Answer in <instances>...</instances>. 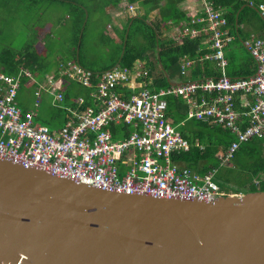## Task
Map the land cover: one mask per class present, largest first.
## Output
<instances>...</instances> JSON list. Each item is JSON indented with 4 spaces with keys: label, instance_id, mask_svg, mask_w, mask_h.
<instances>
[{
    "label": "built area",
    "instance_id": "2783aa9c",
    "mask_svg": "<svg viewBox=\"0 0 264 264\" xmlns=\"http://www.w3.org/2000/svg\"><path fill=\"white\" fill-rule=\"evenodd\" d=\"M198 1L205 16H195L183 28L181 43L185 36L207 35L210 46L196 61L215 62L220 76L152 91L149 72L140 63L132 69L117 66L93 72L72 58L60 65L47 86L37 88L34 108L23 110L19 91L22 78L31 74L0 73V158L110 192L206 202L226 196L215 179L216 170L200 175L174 161L173 155L188 152L191 144L168 118L167 98H180L188 106L182 126L203 122L234 136L218 156L221 166H230L241 146L253 139H261L264 148V38L244 41L255 72L228 76L225 49L235 37L222 10L211 0ZM259 10L264 19V5ZM194 24L202 27L194 29ZM186 60L184 73L195 63ZM65 83L90 90L94 105L82 110L85 100L78 98L76 107H66ZM43 92L50 94L54 107L69 112L58 130L40 123Z\"/></svg>",
    "mask_w": 264,
    "mask_h": 264
},
{
    "label": "water",
    "instance_id": "95a60500",
    "mask_svg": "<svg viewBox=\"0 0 264 264\" xmlns=\"http://www.w3.org/2000/svg\"><path fill=\"white\" fill-rule=\"evenodd\" d=\"M0 264H264V192H110L0 158Z\"/></svg>",
    "mask_w": 264,
    "mask_h": 264
},
{
    "label": "trees",
    "instance_id": "16d2710c",
    "mask_svg": "<svg viewBox=\"0 0 264 264\" xmlns=\"http://www.w3.org/2000/svg\"><path fill=\"white\" fill-rule=\"evenodd\" d=\"M62 1L65 2V0ZM116 1V4L119 3V0ZM126 1H140V6L144 9L145 13L142 16L129 18L128 23L125 24L120 34L122 47L119 49V52L121 54L123 51V55L113 58L107 67L101 68L98 72L111 70L119 61L122 66L130 68L137 59L147 60L153 66L151 73H149V77L155 81V87L157 89L162 87L167 88L169 84L165 73L167 72L171 78L176 75L181 76L182 57L191 54L192 58L198 59L199 56L204 55L202 52V49L205 48V44L203 43L204 40L202 41L201 38L193 40L186 36L182 39L181 45H177L175 40L163 42L160 39V32L162 29L160 25L161 20H168L171 18L173 21H182L185 19V16L179 12L176 3L174 5H169L168 3L161 5L162 0ZM213 2L216 9L224 12L228 21L230 33L235 37L234 43L236 45H244V41L250 36L249 32L242 27V25H250V23L246 21L247 13L252 12L256 14L257 19L262 23L260 27L264 32V20L259 10V6L264 5V0H213ZM69 3L72 5L74 18L77 20L80 19L75 52L71 54L70 58L77 59L82 67L90 70L91 67L85 64L82 55L83 41L89 19L87 23L85 20L89 14L85 11L86 8L83 7L84 5L79 1L69 0ZM155 9H159L160 19L149 24L147 17ZM81 32L82 38L80 37ZM137 37L140 38L141 42L136 41ZM76 49H79V51L77 52ZM248 54L250 57L244 58L243 64H241L240 67H247V71L249 72L239 77H247L255 72V64L254 68L251 67L254 63V59L249 52ZM6 56L9 58V61L4 59V72L8 75L18 73L21 67L34 72V66L40 62L38 57L33 55L28 49L25 50L24 56L20 54L19 58H17L18 55L13 51L6 52ZM160 63L163 69L160 67ZM229 63L230 66H235V58L229 57ZM211 64L210 61H205L201 64L197 61L196 66L199 68L195 72L194 79H198V77L202 75L203 70H207L209 66L211 67ZM40 68L42 72L45 71V67L42 63ZM92 71L96 72V70ZM220 75L221 73L218 71V76ZM218 76H216V78ZM89 93L90 90L82 86L78 90L77 95H82L86 98V102L81 107L82 110L92 104ZM167 100L168 118L172 120V124L177 127L181 135L191 144V148L188 152L174 154V161L201 175L216 170L215 179L226 195L246 194L256 191L264 192V148L261 139H253L242 145L231 163L232 167L221 166L218 156L235 140L234 136L227 130L218 126H210L203 122L187 121L185 126H181L180 123L187 117L188 106L180 98L170 96ZM64 105H71L69 95H65ZM71 106L76 107V105ZM197 143L203 146V149L197 146Z\"/></svg>",
    "mask_w": 264,
    "mask_h": 264
},
{
    "label": "crops",
    "instance_id": "0c3cea01",
    "mask_svg": "<svg viewBox=\"0 0 264 264\" xmlns=\"http://www.w3.org/2000/svg\"><path fill=\"white\" fill-rule=\"evenodd\" d=\"M141 1H143V0H141ZM211 1L213 2V0H211ZM17 2H19V0H17ZM87 2H90L89 3L90 9L87 8L85 5L83 7L86 8L85 11L88 12V14H89L86 17L85 22L87 23V21L89 19L87 25L90 26V24L92 23V37L89 39V42H98L99 40L100 41L103 40V42L106 45L112 44L109 47L111 57L112 58L120 57L121 55H123V51L121 52V54L119 52V49H121V47H122L120 34H121L122 30L124 29L125 24L128 23L129 18L136 17V16H142L145 13L144 9L140 6V1L128 2L126 0H119V3H117V4H116V2H117L116 0H88ZM166 3H168L169 5L170 4L174 5L176 3V6L178 7L179 12L182 13L183 16H185V19L182 21H173V19H171V18H169L168 20H161L160 25L162 26V29L160 32V34H161L160 39L163 42L175 40L176 42L178 41V43L181 45V35L183 32V28L190 26L189 24L191 23V21L193 19H195V16H197V15L199 17L205 16V13L202 11V3H200L198 0L197 1H195V0H162L161 1V5H164ZM6 5H7V3H6ZM6 14H10V13L6 12ZM70 17L74 18L73 12H72V15ZM70 17H69V21H70V25H71L70 31L73 34V38H71V40H73V42H72L73 47L71 46L70 48H67L65 51H61L60 48H57L55 52L52 51V49H51V51L49 52L46 48V47H49L47 45V42L43 41L42 44L40 43V45L37 46L39 51H40L39 54H37L36 51H34V52L31 51L33 53V55L37 56L39 61H40L37 65L34 66L35 71L33 72L27 68L21 67L19 69L18 73L12 75V76H16V75L20 74V72H22V71H27L31 74V76H28V77L25 76L22 78V82H21L22 86H21V89L19 91V94L21 93V96L23 93L26 96V98L22 99L23 107H21L20 102L18 101L19 106L23 110H29L30 109L29 104H31L32 101H35V92H36L37 88H39L40 86H47L48 79L54 75H57L59 73L60 65L64 62L70 60L71 54L73 52H75V48H76L75 44H76V39L78 37L80 19L79 20L75 19L72 21L70 19ZM98 18H102V20L104 22H106V25L103 26L102 28H101L102 25H100V24L97 26L94 25V23L97 21ZM157 19H160L159 9H155L147 17V21L149 22V24L155 22ZM201 27H202V24H194V26H192V28H194V29H196V28L200 29ZM242 27L249 32L250 38L251 37L264 38V32L260 26L256 27L254 30L251 29L250 26H248V25L247 26L242 25ZM80 37L82 38V32L80 34ZM188 37H190V36H188ZM197 38H201L202 41L204 40L203 43L205 44V48L202 49V52L205 53V51H207L209 46H210L209 42H208V36L203 33V34H200L198 37L191 38V39L194 40ZM0 41H1V39H0ZM234 41L229 43L225 49V55H226V58L228 61V66L226 68V72H227L228 76H230V77L244 76V74H247L249 71H247V67H244V68L240 67V65L243 64V60L238 59L237 54H235L234 52L231 51V50H234V48L236 46H238L234 43ZM243 46L244 45L242 44V48H243ZM244 48L246 49V47H244ZM6 49L0 53V73H4V74H6L4 72V67H5L4 59L9 61V58L6 56V52H5ZM123 49H124V46H123ZM23 50H25V49H21L20 52H18L16 50H14L13 52H15V53L17 52V54H18L17 58H19L20 54L22 56H24ZM76 50H77V52L79 51V49H76ZM229 57L235 58V61H236L235 66H233V67L230 66ZM49 59L51 61V64L49 62ZM186 59L193 60L194 57L192 58L191 54L190 55L187 54V55L182 57V59H181V73L183 76L182 75L181 76L176 75L175 77L171 78L170 75L167 72L165 73L163 70V72L165 73L167 82L169 84L168 87L178 86V85H180L184 82H187V81H194V80L207 79V78H215L216 76H218V71L220 73V69L218 68L216 63L213 61H210L212 63L211 67L209 66V68H207V70H205V71L203 70L202 75L199 77L197 76L198 79L197 78L194 79L195 72L199 68L196 66V62H197L196 60L197 59H195L194 64H191L190 67L186 68V72L184 73L182 67L185 65ZM41 63L44 65L45 68L46 67L48 68L50 66L49 70L42 72V70L40 68ZM139 63L142 64V66L149 73H151L153 66L147 60L137 59L133 63L132 67H130V68L131 69L134 68ZM201 63H203V62H200V64ZM85 64L90 66L86 62H85ZM254 64L255 63H253L251 65V67L254 68ZM108 65H109V63L107 65L101 66L99 68H93L92 66H90L91 67L90 70L91 71L96 70V72H98V70H100L101 68L103 69V68L107 67ZM117 66H122L120 61L113 68H115ZM160 67L163 69L161 63H160ZM100 72H103V71H100ZM151 80H152V84L149 85L150 90L158 91V90L164 88V87H162V88L157 89L155 87V84H154L155 81L152 78H151ZM80 87L81 86H78L75 83H65L64 84L63 93L65 95L70 96L71 105H76V100L78 98H83L84 100L86 99L82 95H77ZM31 93H33L34 96ZM18 98H19V96H18ZM90 99H91L90 101L92 103L91 106H93L94 101L91 97H90ZM85 102H86V100H85ZM71 105H66V107L71 108ZM48 109L50 111H48ZM38 113H39V120L42 119L45 122L51 121L53 128L52 129L49 128V129L52 131L60 129L65 124V122L67 121L68 116H69L68 111L62 110V109L54 107L52 105V98H51L50 94H48L46 92L42 93V100H41L40 108L38 109ZM171 122H172V120H171ZM182 122L180 123L181 126H182Z\"/></svg>",
    "mask_w": 264,
    "mask_h": 264
},
{
    "label": "rangeland",
    "instance_id": "374dc122",
    "mask_svg": "<svg viewBox=\"0 0 264 264\" xmlns=\"http://www.w3.org/2000/svg\"><path fill=\"white\" fill-rule=\"evenodd\" d=\"M77 1L90 9V2H87L88 0ZM72 11V5L69 3V0H65V2L62 0H19V2L17 0H0V53L7 48L6 52L14 50L20 52L21 49H28L32 52L36 51L39 54L40 51L37 46L40 43L42 44L43 41L47 42L49 47L46 48L49 52L51 49L55 52L57 48L65 51L67 48L73 47V40H71L73 34L70 31L71 25L69 21ZM6 12L10 14H6ZM70 19L72 21L75 20V18L71 17ZM246 21L250 23L249 26L253 30L262 24L257 19L256 14L252 12L247 13ZM99 24L102 25V28L106 25V22L102 18H98L94 25L97 26ZM91 37L92 23L87 27L84 36L82 47L83 60L93 68H99L111 63L110 61L113 58L110 55L109 47L112 44L106 45L103 40L89 42ZM249 38L250 36L247 39ZM136 41L141 42L138 37ZM142 43L144 44L143 41ZM176 44H179L178 41ZM243 48L238 45L231 51L237 54L238 59L244 61L243 58L250 56L246 49ZM25 50H23L24 53ZM16 55H18L17 52ZM49 62L51 64L50 59ZM49 68L50 66L46 67L45 71H48ZM31 94L33 95V93ZM24 98H26L25 94L23 93L21 96L20 93L18 101L21 107H23L22 99ZM29 105L30 109L34 108V101ZM48 111L50 110L48 109ZM40 123L47 125L50 129L53 128L51 121L45 122L40 119ZM230 166L232 167V164Z\"/></svg>",
    "mask_w": 264,
    "mask_h": 264
},
{
    "label": "clouds",
    "instance_id": "9594fccd",
    "mask_svg": "<svg viewBox=\"0 0 264 264\" xmlns=\"http://www.w3.org/2000/svg\"><path fill=\"white\" fill-rule=\"evenodd\" d=\"M234 195H236V194H234ZM237 195H240V194H237Z\"/></svg>",
    "mask_w": 264,
    "mask_h": 264
}]
</instances>
